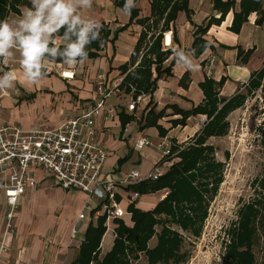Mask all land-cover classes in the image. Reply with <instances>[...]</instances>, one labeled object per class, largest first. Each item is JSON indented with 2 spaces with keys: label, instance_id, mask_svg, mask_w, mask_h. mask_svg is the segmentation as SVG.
<instances>
[{
  "label": "crops",
  "instance_id": "crops-1",
  "mask_svg": "<svg viewBox=\"0 0 264 264\" xmlns=\"http://www.w3.org/2000/svg\"><path fill=\"white\" fill-rule=\"evenodd\" d=\"M116 1L119 2L93 0L91 8L81 10L85 18L103 26L105 35L102 43L90 47L95 56L88 57L72 78H62L60 72L68 70L67 66L62 60H54L38 83H21L17 53L9 64L11 70L18 72V81L14 88L0 90V123L22 130L56 127L79 114L89 100L99 97L97 76L104 75L108 94L104 112L96 120L95 140L109 151L101 176L113 174L121 178L133 168L141 174L150 170L160 159L155 145L163 139L171 141L176 153L200 133L207 115L184 113L205 105V90L228 100L264 68V0H259L258 8L245 10L242 4L250 0H135L136 7L130 15L122 11L125 0H120L122 4ZM228 1H233L228 8L220 6ZM172 6L177 9L175 12H169ZM25 7H31L30 0H7L0 20L19 17ZM205 27V32H197ZM165 34L171 37L167 44ZM61 36L58 33L55 37L59 47H63ZM196 37L201 40L197 44L201 49L198 55L193 54ZM176 50L188 54L198 70L178 64ZM156 52L160 55L158 60ZM0 69L8 71L1 64ZM152 85L153 90L144 93ZM142 93L145 95L134 109H128V102ZM4 98L7 103L1 106ZM108 109L112 112L104 119ZM22 111L29 117H21ZM142 135L150 137L152 148L137 151L134 144ZM173 160L178 158L174 156ZM32 173L34 182L27 187L14 215L17 233L6 237L0 264H74L86 229L90 224L96 225L104 214L95 207V200L92 207L97 215L88 213L87 219L78 222V213L88 201L86 194L74 191L71 195L73 192L56 186L41 169L33 168ZM165 193L164 189L140 193L135 206L149 211ZM120 195L123 213L113 221V228L116 220L132 225L125 192L120 191ZM73 198L77 200L75 206L71 203ZM5 208L0 192V240ZM75 226L78 232L74 235ZM110 233L103 234L100 240L98 250L102 255L112 240Z\"/></svg>",
  "mask_w": 264,
  "mask_h": 264
},
{
  "label": "trees",
  "instance_id": "trees-1",
  "mask_svg": "<svg viewBox=\"0 0 264 264\" xmlns=\"http://www.w3.org/2000/svg\"><path fill=\"white\" fill-rule=\"evenodd\" d=\"M13 1L16 2L17 0ZM121 2L120 0L119 2L116 1V4H122ZM232 3L233 1H228L221 3L220 6L228 8ZM6 4L7 0H0V17H3ZM259 5V0H250L246 5L242 4V7H244V10L250 7L256 9ZM151 6L153 8L155 4L152 2ZM165 8L166 4H163L162 9L165 10ZM176 10L172 6L169 12H175ZM133 13L134 11L132 10L131 14ZM206 28H199L197 32L203 33ZM62 33L63 29L60 34L62 35ZM104 35L105 33L101 30L100 41H95L87 46L88 57L95 56V53L90 51V47H96L101 41L103 42ZM200 41L198 37L194 39V55H198L201 51V49L197 48V44ZM156 56L158 60L160 57L159 53L156 52ZM56 60L60 61L61 59L57 58ZM153 88L154 85L150 86V88L144 90V93L151 92ZM204 93L206 96L205 105L193 109L188 113H184L185 115H189L191 113L201 112L207 115V121L204 123L200 133L196 135L194 144L176 152L175 157L178 160H173L171 166L163 176L156 180L143 181L132 187L138 194L156 191L166 187L170 190L149 211L138 209L135 206V201L129 203L127 208L131 212L132 225H127L122 220H116L118 225L114 228L116 232L114 245L102 261H97L96 264H125L127 262L126 251H134L137 249L146 254L147 260L152 264L160 261L169 262V260L179 261V259H182V256L178 255L181 245L179 234L165 226L162 227L158 234L156 245L153 248H147L146 242L154 233L152 226L158 222L153 217L155 214H164L170 217L169 220L171 222L197 236L200 230V223L207 213L205 192L215 193L222 179V164L209 157L212 147L203 144L206 138L226 134L227 125L224 117L228 111L237 106V96L239 95L238 93L232 98L224 100L218 99L213 91L205 90ZM201 134L204 137H200ZM172 151L174 152V147H172ZM259 184L263 189V196L243 204L238 211L237 222L228 229V243H225L224 256L229 263H255L251 249L254 235L257 231L256 224L264 219V176L260 179ZM260 209L262 210L261 213H263V216L258 218ZM104 221L105 216H102L98 219L96 225L90 224L88 226L79 246L78 255L74 264H90L92 261H96L95 254L105 231ZM197 223H199V226L196 225ZM261 227L264 232V222ZM260 264H264V259Z\"/></svg>",
  "mask_w": 264,
  "mask_h": 264
},
{
  "label": "built area",
  "instance_id": "built-area-1",
  "mask_svg": "<svg viewBox=\"0 0 264 264\" xmlns=\"http://www.w3.org/2000/svg\"><path fill=\"white\" fill-rule=\"evenodd\" d=\"M170 34L164 35V43L170 42ZM212 61V60H211ZM2 65V64H1ZM11 70V65H2ZM62 70V78H72ZM104 75L97 76L96 86L99 97L89 100L79 114L65 119L60 125L37 130H22L15 125L0 124V192L5 198L4 231L0 240V252L6 249L5 240L14 226V215L28 186L33 184V168L46 172L56 186L67 192L81 191L88 201L78 213V222L88 218V213L96 216V210L89 201H97L96 208L105 216L104 226L122 215L120 191L125 192L129 203L136 201L138 193L132 189L146 180H156L171 166L175 152L172 143L166 139L155 146L160 159L145 174L136 168L123 173L121 178L113 174L101 176L102 167L109 155L108 149L96 142V120L104 112ZM145 94H140L128 102L132 110ZM1 98V96H0ZM108 109L103 118L111 114ZM149 136H140L134 147L141 151L151 146ZM106 229V231L108 230ZM113 230V229H112ZM77 226L72 234H77Z\"/></svg>",
  "mask_w": 264,
  "mask_h": 264
},
{
  "label": "rangeland",
  "instance_id": "rangeland-1",
  "mask_svg": "<svg viewBox=\"0 0 264 264\" xmlns=\"http://www.w3.org/2000/svg\"><path fill=\"white\" fill-rule=\"evenodd\" d=\"M237 102V106L229 109L230 111L224 117L227 125L226 134L206 138L203 144L212 147L209 157L222 164V179L215 193L205 192L207 213L200 226L199 223L196 224L200 230L197 236L193 235L190 231H185L171 222L170 217L164 214H155L153 217L158 222L152 226L154 233L146 242L147 248H153L156 245L158 234L165 226L179 234L181 245L178 255L182 256L179 261H160L156 264H232L224 256L225 243H228V229L237 222L238 211L243 204L263 196V189L259 181L264 176V68L250 79L237 96ZM6 103V98L2 99L1 106ZM20 116L29 117L25 111H22ZM202 135L200 137H204ZM194 139L188 141L185 147L193 145ZM149 147L152 148L148 146L144 149ZM147 161L149 160L147 159ZM136 167L141 169L139 166ZM164 190L166 196L170 189L166 187ZM73 194L74 192L71 195ZM71 203L75 206L77 200L73 198ZM94 204L95 200L91 199L90 205ZM261 211L260 209L258 218L263 216ZM263 222L264 219L256 224L257 231L251 249L254 264H260L264 259V232L261 227ZM113 224L111 222L109 228L105 226L104 231V235L111 232V242L107 248H104L103 255L100 249L97 250L96 261H92L90 264L101 262L112 249L116 237ZM112 228L113 231H111ZM16 233L17 229L14 225L11 234L15 236ZM53 237L52 232L50 241ZM126 259L125 264H152L147 260L146 254L138 249L126 251Z\"/></svg>",
  "mask_w": 264,
  "mask_h": 264
},
{
  "label": "clouds",
  "instance_id": "clouds-1",
  "mask_svg": "<svg viewBox=\"0 0 264 264\" xmlns=\"http://www.w3.org/2000/svg\"><path fill=\"white\" fill-rule=\"evenodd\" d=\"M30 4L19 17L0 20V64L8 65L18 53L23 77L20 82L29 85L38 83L50 61L57 58L67 66L66 74L72 75L87 62V46L100 41L103 26L81 12L91 8L93 0H30ZM135 7V0H125L122 11L130 15ZM62 29L61 49L55 37ZM175 56L178 64L198 70V65L183 50H176ZM0 72V90L14 88L18 72L15 69Z\"/></svg>",
  "mask_w": 264,
  "mask_h": 264
},
{
  "label": "bare ground",
  "instance_id": "bare-ground-1",
  "mask_svg": "<svg viewBox=\"0 0 264 264\" xmlns=\"http://www.w3.org/2000/svg\"><path fill=\"white\" fill-rule=\"evenodd\" d=\"M108 232V231H107Z\"/></svg>",
  "mask_w": 264,
  "mask_h": 264
}]
</instances>
